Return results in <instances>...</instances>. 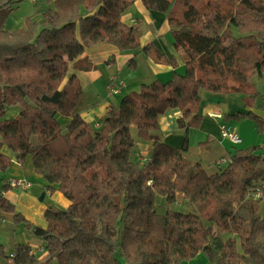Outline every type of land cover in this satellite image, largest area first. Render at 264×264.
I'll return each mask as SVG.
<instances>
[{"label": "trees", "instance_id": "trees-1", "mask_svg": "<svg viewBox=\"0 0 264 264\" xmlns=\"http://www.w3.org/2000/svg\"><path fill=\"white\" fill-rule=\"evenodd\" d=\"M136 1L37 0L36 14L12 31L5 23L21 0H0V216L24 223L46 252L38 259L17 244L5 264H183L199 254L210 264H264V152L236 149L208 173L185 159L187 137L173 148L159 136V118L171 109L182 113L180 128L199 126L201 90L248 96L247 112L224 119H250L264 133V112L252 102L264 101L256 83L264 78V1L140 0L167 15L186 72L142 83L88 124L74 113L82 89L69 73L88 69L77 61L86 47L108 44L177 66L153 44L141 47L140 28L123 23ZM128 65L135 70V58ZM12 110L17 117H8ZM138 141L152 144L146 162L132 159ZM4 147L21 165L30 157L45 189L68 200L65 211L46 210L45 229L3 195L13 166Z\"/></svg>", "mask_w": 264, "mask_h": 264}, {"label": "crops", "instance_id": "crops-1", "mask_svg": "<svg viewBox=\"0 0 264 264\" xmlns=\"http://www.w3.org/2000/svg\"><path fill=\"white\" fill-rule=\"evenodd\" d=\"M36 1L29 0L33 9L28 10L24 16L10 18V15L5 23V28L12 31L21 29L26 17L36 13ZM122 21L128 26L140 28L141 47L153 44L161 54L175 59L177 66L158 63L141 53L136 56L124 54L108 44L100 47H86L84 54L77 61H83V66L88 69H70L69 73L78 79L82 89L74 113L91 125L97 126V122L106 115L110 105H118L124 96L138 90L142 83L156 80L167 83L172 79L174 73L184 75L186 72L187 57L182 49L175 47L166 14L150 12L144 7L142 1L137 0L123 15ZM132 58H135L137 63L135 70L130 69L128 65ZM112 82L117 86L120 85V93L108 96L107 89ZM121 82H123L122 85ZM120 96H122L121 99L116 98ZM209 101L206 104L201 102L200 112L204 117L198 127L191 128L189 131L180 128L178 124V120L182 116L181 111L178 109L168 110L159 118V136L164 143L173 148L182 147L187 137L189 149L184 154L185 159L191 164H201L204 170L212 173L216 171V164L225 159L228 153H233L238 149L239 145H233L230 141L221 138L222 127L226 126L229 131H236L241 139L240 144H242V138L239 131H243V127L241 126L238 131L235 126L230 124V121L212 117V114L221 113L223 115L226 112L222 108L221 100L216 105L212 104L215 101L214 97H210ZM17 116L18 111L16 110L8 113L9 118ZM61 121L62 123L69 122L68 119H61ZM151 147L150 142L138 141L132 153V159L141 162L147 160L150 157ZM3 153L13 159L12 168L3 175L4 177L2 176L10 184L9 190L3 195L15 206L17 213L24 216L34 226L45 229L47 226L46 210L54 207L65 211L69 206L68 200L58 191L50 193L45 189V182L36 174L30 157L26 159L24 165H21L16 161L15 154L8 148L4 147ZM18 180H25L31 183V186L26 189L14 188L11 182ZM5 217L10 219L13 216L7 214ZM22 244H28L38 259L46 256L43 240L32 238L28 243ZM2 259L0 257V264H5Z\"/></svg>", "mask_w": 264, "mask_h": 264}, {"label": "rangeland", "instance_id": "rangeland-1", "mask_svg": "<svg viewBox=\"0 0 264 264\" xmlns=\"http://www.w3.org/2000/svg\"><path fill=\"white\" fill-rule=\"evenodd\" d=\"M261 1H264V0H261ZM31 9H33V7L29 3V0H21L19 8L12 12L10 18L22 17L28 12V10H31ZM32 16L29 15L28 17H32ZM256 83H257L259 92L262 95H264V78L260 79L259 81H256ZM210 97H214L215 101L212 102V104L214 105H216V103L220 102L221 100V103L223 105L222 108L226 112L223 114V119H224L225 114L247 112L248 102L249 103L251 102V99L248 96L243 95V94L218 95V94L212 93L207 90H201V98H202L203 104L210 102L209 101ZM116 98L121 99L122 96L116 97ZM252 102H253L255 110H257L259 114H263L262 112H264V101L261 98H257ZM230 122H231L230 124L232 126H235L238 131L241 129V126L243 127V131L242 130L239 131V134L242 138V144H239L237 146L238 149H246V148L256 146L260 148V152L264 151V133H259L254 121L250 119H246L242 121H230ZM2 189H3V181L2 179H0V191H2ZM260 214L264 218V201L261 203ZM122 230H123V227L119 226L120 236H121ZM32 238L42 240L41 238L36 237L31 231V229L27 228L24 223L17 224L14 222L13 217H11L10 219L8 217H5L4 221L0 224V257L3 258L2 261L5 262V259L3 256L11 255L14 253V249L17 244H22L25 242L28 243L29 240ZM122 262H123V259H122ZM47 264H58V263L54 259L48 262ZM183 264H210V261L204 254H199L195 259L189 262L183 263Z\"/></svg>", "mask_w": 264, "mask_h": 264}, {"label": "built area", "instance_id": "built-area-1", "mask_svg": "<svg viewBox=\"0 0 264 264\" xmlns=\"http://www.w3.org/2000/svg\"><path fill=\"white\" fill-rule=\"evenodd\" d=\"M123 82H121V85ZM120 85L117 86L115 85L114 82L110 83L107 89L108 96H114L120 93ZM212 117L222 120L223 115L221 113L217 114H212ZM221 138L230 141L233 145H238L241 143V139L236 131H229L226 126H223L221 129ZM264 152V151H263ZM147 160H144L143 162H146ZM227 163V159H223L217 165H225ZM11 185L16 188V187H21V188H29L31 186V183L25 181V180H18V181H12ZM4 221L3 217L0 216V224Z\"/></svg>", "mask_w": 264, "mask_h": 264}, {"label": "water", "instance_id": "water-1", "mask_svg": "<svg viewBox=\"0 0 264 264\" xmlns=\"http://www.w3.org/2000/svg\"><path fill=\"white\" fill-rule=\"evenodd\" d=\"M42 199H43V197H42Z\"/></svg>", "mask_w": 264, "mask_h": 264}]
</instances>
